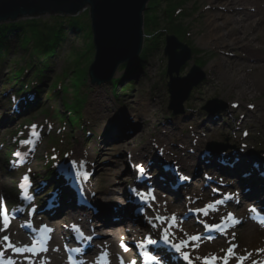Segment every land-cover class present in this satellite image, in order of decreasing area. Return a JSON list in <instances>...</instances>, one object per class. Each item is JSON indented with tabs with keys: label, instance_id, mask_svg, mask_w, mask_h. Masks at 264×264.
Here are the masks:
<instances>
[{
	"label": "rangeland",
	"instance_id": "374dc122",
	"mask_svg": "<svg viewBox=\"0 0 264 264\" xmlns=\"http://www.w3.org/2000/svg\"><path fill=\"white\" fill-rule=\"evenodd\" d=\"M217 2V0H180V8H178L180 14L175 11V16L178 17L175 20H178L179 24L182 25L185 33L182 34L180 32L179 35L170 33L175 28H171L173 25L169 27L172 14L162 16L165 4L160 6L158 8L159 27L155 29L158 32L156 33L155 30L152 31L144 25L146 38L141 55L147 57L145 70L133 75L131 83L126 79L122 84L123 87L120 86L118 88H114L111 82L102 85H92L89 76L87 81L84 82L85 84L80 85L81 82L78 77L84 78L88 75L89 66L95 57L93 33L90 34L92 30L89 9L81 12L74 17V20H78L83 25L88 24L86 32L67 29L66 39L58 47L56 55L50 59V66L44 84L40 87L42 89H39V104L31 110L21 109L20 104L23 101L21 103L18 97L13 98L11 95L12 91L8 90L10 86L15 84L14 81L12 83L8 80L9 73L21 69V67H26L28 62V54L21 49L19 50L16 39L12 38L11 50L6 55L4 64L0 65V196L2 197V200L0 199V255L2 258L5 260L15 258V260L20 261L19 257L8 253L6 249L7 241L3 239L5 235L8 236L9 240L13 239L12 234L2 230L7 227L5 226V218H7L8 222H12L11 228L15 230L20 228V224L9 217V213L12 211L9 203L12 204V202L16 201L19 194L17 192L18 182L25 173H30L39 180L41 176H45L48 169L47 165L58 156L66 157L70 161H76L77 164L82 165H80L81 167L89 168L93 163H99L98 174L96 173L95 177L97 187H100V190H105V192H107L106 188L109 187L108 191L113 196L117 194L119 179L125 175L124 169H128V159L131 158L134 159L132 161L140 162L138 161L139 154H148L150 152L155 154L157 151L161 154L160 156L165 164L177 166L179 164L175 161V154L172 151H165V148L180 150L182 153L187 148L186 154L191 155L190 151L195 152L192 148L196 145L197 148L195 150H199V155H201L206 153L209 143L219 142L230 146L226 153L241 150L240 153L247 160L250 158L248 154L251 153H258L264 158V89L248 90L253 81H262L263 79V77L257 76L261 75V72L251 75V71L255 72L264 69V54L258 52H255V54L249 53L239 50L236 46H230L227 50L222 51L220 46L212 43L208 36L210 19L217 16L221 18L223 15H230L234 10H244L243 6L236 4L221 8ZM228 8L232 11H228ZM146 15L147 11L145 12V17ZM57 17L60 16L46 15L37 18V20L53 26ZM255 18H257V22H255V26H257L259 25V17L256 16ZM260 26L262 29L259 31L258 36H264V24H260ZM165 28H168V32L163 33L162 31H165ZM179 30L182 29L180 28ZM149 32L160 36L153 39L149 38L147 37ZM168 34L175 35L192 50V58L181 69L180 76H186L194 65H198L206 75L205 79L192 90L190 97L184 103L185 112L177 116L168 109L170 101L167 86L169 81L167 77L168 60L164 55L165 38ZM237 36L245 37V34L240 31L237 32ZM262 46L264 44H259V47ZM81 55L85 56V58L81 62V67L77 68L74 76L71 72L75 69V60L77 58L79 60ZM249 55H254V58L251 60ZM256 57H261L262 59H255ZM220 61L234 62L237 63L238 67L246 65L248 71L241 72V74L247 77L244 83H240L243 85L245 93L239 92V90H242L241 88L236 89L230 95L224 93L231 86L233 87L234 83L227 79L228 76L225 70L219 65ZM38 64L40 65V63ZM26 74L29 80H36L34 72ZM123 74L124 71H121L119 67L114 79H120ZM57 79L60 82L64 81L68 91H53L52 85ZM127 82H129L128 85ZM72 83L80 85L81 89L75 92ZM14 88L19 90L20 85H15ZM5 90H8V92L4 93ZM10 99L14 101L13 107H10ZM213 99L219 100L216 108L221 109L223 104H227V108L221 110V112L208 113V111L204 110V106ZM81 100L84 101V106L81 110L82 119L79 120L80 124L73 126L68 120V116L71 113L67 110V103L74 101L73 105L77 107L76 103ZM15 107L18 109V113L14 111ZM248 107L251 108V112H249ZM236 110H238V114L235 113ZM137 112L140 114L139 117L136 116ZM243 113L247 114L246 119L239 117ZM58 114H60L61 118L56 117ZM211 115L216 117V121L212 122V124L207 122L208 119L213 121ZM116 117L122 119L123 123L126 124V127H120L119 129L126 133L122 139L118 135H112V131L116 127L105 129L106 125L112 119H116ZM73 119L75 118L73 117ZM240 121L243 125L238 128V122L240 123ZM135 124L136 127L134 126ZM32 125H38L43 130V137L33 150L25 145L26 139L32 137ZM163 125L164 130H162ZM127 128L128 130L126 131ZM22 131L24 133L21 134ZM244 133L248 135H244ZM197 135L200 141L193 145L194 147H191V140L196 139ZM161 136L166 139L165 145L157 142V137L161 138ZM109 140L113 142H109ZM244 143L248 145V148L240 149ZM185 145L187 147L182 151ZM21 150L28 151L27 164L22 168L13 169L11 161H13L14 152ZM132 154H134V157H131ZM211 154L214 155L216 153ZM250 161L255 160L250 158ZM141 165L144 166L145 164ZM189 171L186 168L183 172L187 174ZM203 172L200 171L198 174L200 177L198 180H201V182L205 181ZM137 176L138 174L135 178ZM59 180H61L60 177ZM177 182L178 180L175 179L174 184ZM195 184L198 185L193 183L189 191L187 189L180 193V199L187 201L189 204H186L192 207L205 203V201L197 202L195 198H188L190 195L188 192L193 190L196 186ZM233 188L230 189L233 190ZM114 199H117V197ZM172 200H174V197L168 194L159 196L156 207L158 212L150 213L149 218L155 223L157 222L156 216L165 217L169 215L168 211H173L171 208L179 206V204H173ZM209 201L207 200L206 202ZM252 205L255 204L246 202L244 205H239L236 211L241 212V215L245 216V213L250 212L249 208ZM89 213L91 212L89 211ZM152 214L154 215L152 216ZM45 219L49 221V217H45ZM64 219L61 222L62 225L66 224V220L68 225L74 223L71 217L65 216ZM46 220L38 217L37 226L47 222ZM62 225L60 229L64 228ZM128 226L125 225L122 228L128 230ZM148 227V230L155 231L150 224ZM122 228L121 226H116L102 230L99 233L104 236V248L105 251L107 250L111 253L112 260V251L115 250L116 254H118L114 259L115 264H118L119 254L124 251L132 252L131 247H123V245L127 244V241L124 242L123 240V233L114 246L108 244L109 240L117 238L115 231L122 232ZM243 228L244 226L238 227L218 239L217 243H221L222 253L211 252L206 248L207 243L202 242L192 252L193 257L201 262L212 256L221 261V259L226 258L224 254L228 252L230 247L233 251L238 250V240H242ZM139 233L142 232L136 234L137 239H143L142 234L144 232L142 234ZM191 233L186 227H183L178 234L182 238ZM137 239L136 237L132 238L133 241ZM233 243L238 244V246L234 248ZM214 244L216 243L210 242L209 246ZM63 245L59 239L54 241V247H58L61 250L65 259ZM49 255L42 256L41 258L43 259L37 260L35 264H45V262L41 261H48ZM242 255L244 256V252L235 255L232 262L234 263ZM262 259H264V253L254 254L245 264H258Z\"/></svg>",
	"mask_w": 264,
	"mask_h": 264
},
{
	"label": "bare ground",
	"instance_id": "6f19581e",
	"mask_svg": "<svg viewBox=\"0 0 264 264\" xmlns=\"http://www.w3.org/2000/svg\"><path fill=\"white\" fill-rule=\"evenodd\" d=\"M219 3V7L226 8L233 4L243 6L244 10L240 9L237 11H232L228 8V11H232L230 15H223L221 18L219 16L213 17L209 21V27L210 32L208 34L209 39L217 46H220L222 48V51L227 50L230 46H236L239 48V50H243L249 53L255 54V52L263 53L264 54V46L259 47V44H264V36H258L259 31H261L262 27L260 26L264 24V0H217ZM251 9V10H248ZM256 16L259 17V25L255 26V22H257ZM242 32L245 34V37L237 36V32ZM247 42V43H246ZM256 44V45H255ZM261 55V54H259ZM250 56V55H249ZM262 57V56H261ZM261 57H256L255 59H262ZM254 58V55L250 56V59L252 60ZM219 65L225 70V73L227 74V79L234 83V86L230 87L228 90H226L224 93L230 95L233 94L234 91L238 88H241L242 90H239L241 93H245L243 90V85L240 83H244V80L247 76H242L241 72L248 71L246 68V65H240L238 67L237 63L234 62H221ZM251 75H256V72H261V75H257L258 77H263L262 81L255 80L253 81V84L250 85L248 88L249 91H252L253 89H264V69L263 70H257L253 72L251 71ZM247 89V88H246ZM233 96V95H231ZM249 108V112H251V108ZM238 110L235 111L236 114ZM139 113L137 112V117H139ZM119 117V116H118ZM116 117V119H112L111 122H109L105 129L116 127L112 131V135H118L120 139L125 137V132H122V130H119L120 127H126V124L123 123L122 119H119ZM213 117V118H212ZM241 118L247 117V114L243 113L239 115ZM211 118L213 121L208 119V123L212 124V122L216 121V117L214 115H211ZM244 120V119H243ZM196 121V120H195ZM194 121V123H196ZM242 121V120H241ZM238 122V128H241L243 123ZM136 127V124L134 125ZM119 127V128H118ZM128 128L126 129V131ZM162 130H164V125L162 126ZM169 131V130H167ZM122 132V133H121ZM194 136V135H193ZM198 141V135L196 139L193 141L191 140V147H194ZM107 142V140H106ZM109 142H113L109 140ZM157 142L165 145L166 139L161 136L157 137ZM192 142H194L192 144ZM199 143V142H198ZM161 145V146H163ZM187 146L182 148L185 149ZM196 145L194 148H192L193 151L191 152V155H187V148L184 150L185 152L182 153L180 150H169L165 148V151L169 152L172 151L175 154V161L178 165L179 172L184 171L186 168L189 169V173L186 175L187 180L184 186L180 187H173L175 186L174 180L180 177V174L176 175L175 171L173 169L164 170L163 169V161L160 156V153L156 151L155 154L153 153H143L139 154V160L141 164H145L144 167L146 168V173H148L149 179L144 182L140 183L138 180L135 179V176L137 173H139L138 170L133 171L132 168L128 164V169H124L125 175L119 179L117 186L118 189L116 190L115 196L111 195V193L108 191L109 187L106 188L107 192L105 190H100V187H97V183L95 180L96 175L98 174L97 171L99 169V163H93L89 168H87L85 171L79 173L77 171L71 172L74 176L81 175L85 180L83 182L88 188L87 196L89 197L91 203L94 205L93 210L96 212L91 214L88 210H84V214H86V219L91 220L94 223V226L89 224L88 227L85 229H82L87 237L83 238L82 241L86 242L89 246V250L92 254H95L97 251L100 250V248L105 247V240H102L100 242H97V247L94 245V239L92 238L90 241L87 239L88 237H92L95 234L100 233L102 230L113 228L116 226H121V228L125 225H129V223L134 222L136 225L141 224V219L136 217L132 214V208L135 206L132 202H130L131 197L133 195V192L130 190H133L136 187H146L147 183H150L152 186L156 187V189L162 191L164 194L165 192L174 197V200H172L173 204H179V206H174L171 208L174 212H181L183 210V207H185L186 201L183 199H180L181 195L180 193L182 191H189L191 181L198 183V186L193 188L192 192L193 194L198 197L199 193H203V196H211V187L215 186L216 188L221 189V183L220 181H224V183H228L230 185L229 188H233L234 191L233 194L234 198L233 201L229 202L233 207L238 208L239 205H244V201L246 202H253L255 204L256 210L258 212L264 211V162L261 163H253V161L247 160L246 157H244L240 152L241 150L235 151L233 153H224V154H211V153H202L199 155V150H195ZM131 156L134 157V154ZM138 159V158H137ZM132 160V159H131ZM187 162V163H186ZM200 171H204L202 174H209L212 178V183L210 184L208 181L201 182V180H197L200 177L198 174ZM97 173V174H96ZM91 175L92 177L87 179L86 176ZM224 176V177H223ZM62 178L61 181V188L64 191V194H66L67 198L71 201L73 198V191L69 187H67L66 179L63 177V175L59 176ZM70 175V180H71ZM182 178V177H181ZM92 181V182H91ZM113 182V181H112ZM189 182V184H188ZM209 183V188H205L204 184ZM173 185V186H172ZM196 185V184H195ZM44 192L54 193L56 191V195L54 196L55 199H57V203L55 204V211L52 213V223L53 225H56V233L55 238L57 239L60 234V228H61V222H63L65 219V216L72 217L71 213H69L68 207L66 206L67 201H64V196H61L59 192L56 190V188L46 186V188L43 189ZM202 190V191H200ZM227 191H230L228 189ZM222 193V192H221ZM117 197V199H114ZM0 199L2 200V197L0 196ZM69 202V201H68ZM221 205H228L227 202H223ZM181 207V208H180ZM81 212V211H78ZM234 214L237 216H241V212L234 211ZM21 214V213H20ZM64 216V217H63ZM201 218V217H200ZM27 219V215L23 213L22 218L19 219V221H23ZM202 219V218H201ZM187 220V217L184 218V221ZM200 221V220H199ZM244 222H240L239 224L244 226L243 233H242V240L243 242L239 241L238 250L234 251V255L241 254L244 252V255L248 256V260L252 257L254 254H263L264 253V226L261 221L254 220L253 213L249 212L243 217ZM90 222V221H88ZM192 222V225L199 226L201 222L198 223L197 219H194ZM12 222L7 223V227H4L2 230L4 232H7L9 234H12L13 239L7 240L6 242V249L8 253H11L12 255L15 253H18L14 249H20V251L28 249L26 248L25 244L27 242H31L30 237L28 236L27 232L24 230L23 226H20V228H11ZM66 224L68 225V221L66 220ZM118 224V225H117ZM67 227V226H66ZM122 228V232L115 231V235L117 238L109 240L108 244L115 245L117 240H120V236L124 238V242L127 241V245H132V237L134 233L136 232H129L126 229ZM23 231L25 233H23ZM114 232V230H113ZM117 232V233H116ZM67 234H72L70 231H66ZM74 235V234H72ZM81 241V242H82ZM100 243V244H99ZM209 244V243H208ZM11 245L12 247H9ZM73 245L75 247H78V250L76 251L75 258H78L79 256H82L86 250H83L80 246H78L77 239L73 240ZM234 245H236L234 243ZM100 247V248H99ZM207 248L211 252H216L217 254L222 253V247L220 246V243H216L213 246H207ZM89 251V252H90ZM96 251V252H95ZM52 253H27L22 252L20 253V261L15 260V264H35L37 263V260H42V256L46 254L49 255L48 261H41L45 262V264H74L75 260H69L67 258H63L61 250L57 248H53L51 250ZM89 252H87L89 254ZM113 253V260L112 264L114 263L116 254L115 250L112 251ZM86 253V254H87ZM121 256V254H119ZM122 256H125L128 261L131 260L130 253L122 252ZM17 257V256H15ZM43 264V263H40ZM76 264V262H75ZM79 264V263H77ZM90 264V263H89ZM96 264V263H93ZM254 264V263H252Z\"/></svg>",
	"mask_w": 264,
	"mask_h": 264
},
{
	"label": "water",
	"instance_id": "95a60500",
	"mask_svg": "<svg viewBox=\"0 0 264 264\" xmlns=\"http://www.w3.org/2000/svg\"><path fill=\"white\" fill-rule=\"evenodd\" d=\"M151 0H0V25L21 19H37L46 15L75 17L89 9L95 57L89 66L88 76L92 85L110 83L117 69L124 63L138 59L146 38L145 12ZM164 55L167 57L168 109L177 116L183 114L184 103L192 90L206 77L204 71L194 65L186 76L181 69L192 58L191 48L175 35H167ZM218 99L208 101L204 110L209 113L227 108H216ZM208 149L225 152L228 147L212 142ZM253 159L263 161L258 153Z\"/></svg>",
	"mask_w": 264,
	"mask_h": 264
},
{
	"label": "trees",
	"instance_id": "16d2710c",
	"mask_svg": "<svg viewBox=\"0 0 264 264\" xmlns=\"http://www.w3.org/2000/svg\"><path fill=\"white\" fill-rule=\"evenodd\" d=\"M163 4H165V7L163 9L162 16L172 14L169 27L173 25V27L171 28H175L170 33L179 35V33L181 32L182 34H184L185 29H183L182 25L179 24L178 20H175L176 18H178L177 16H175V11L180 14V11L178 10V8H180V0H151L148 5L147 15L145 17V26L147 28H150L152 31L158 29V20L160 19L158 15V8L160 6H163ZM55 19L56 22L53 26L46 25L45 23H42L37 19H26L0 25V65L2 66L4 64L6 55H8L11 50L10 44L12 42V38L16 39L19 50L21 49L25 51L26 54H28V62L26 67H21V69L9 73L8 80L12 83L13 81L15 82V84L11 88H14L15 85H20L19 91L21 92L24 91L27 86H30V84L27 82L31 80L28 81V75L26 74L29 72H34L37 81V83L34 85V89H38V87H41L40 85L44 84L46 74L48 73L50 59H52L56 55L58 47L66 39L67 29L69 28L72 31L82 30L86 32L88 28V24L83 25L78 20H74V17L60 16ZM178 28H181L182 30H179ZM165 29L166 30L164 31V33L168 32V28ZM157 32L158 31H156V33ZM90 34H92L91 31ZM147 35L152 39L160 36L158 34L150 32L147 33ZM80 58L79 60L78 58L77 60H75V69L71 72L74 76L77 72V68L81 67V62L85 58V56L81 55ZM146 58L147 57L145 55H141L137 60L124 63L120 67V70L124 71L123 76L120 79H114L111 83L114 88H118L120 86L122 87V84L126 81V79H128V81L131 83L133 75L140 73L144 69L145 62L147 60ZM38 63H40V65ZM87 78L88 75H86L84 78L78 77V80L81 82L80 85H84V82L87 81ZM129 82H127V85L129 84ZM72 85L75 92L81 89L80 85L74 83H72ZM30 87L32 88V86ZM52 88L54 92H57L59 90H62L64 92L68 91V87L64 85V81L60 82L58 79L54 82ZM38 101L39 96L37 97V101L35 103L37 104ZM73 102L74 101L67 103V110H69V112L71 113V115L68 116V120H70L71 124L74 126L76 124H80L79 120L81 119V110L84 106V101L81 100L77 102V107H74ZM35 103L33 104L35 105ZM33 104L29 105L31 106ZM57 116L61 118L60 114H58ZM73 117L75 119H73Z\"/></svg>",
	"mask_w": 264,
	"mask_h": 264
},
{
	"label": "snow or ice",
	"instance_id": "6c2138e0",
	"mask_svg": "<svg viewBox=\"0 0 264 264\" xmlns=\"http://www.w3.org/2000/svg\"><path fill=\"white\" fill-rule=\"evenodd\" d=\"M65 165H70L71 167H76L77 166V162L76 161H68L66 160L64 162L63 165H61V167H64ZM82 166V165H81ZM138 171L143 174L144 173V169L142 167H138ZM181 179H185V178H181ZM132 192H134V194L139 198L140 201H142L143 205L145 207H149L151 205V202L155 200V196L152 194L151 191L149 192H144V191H135V190H130ZM231 195H225L222 199L216 200L214 203L208 204L206 205L204 208L201 209H189V211L193 212L194 214H203L204 216H207L209 214V211H216V205L222 204L225 200L231 199ZM148 223L152 226L153 229H155L157 227L156 223H153V220L151 218H146ZM155 219L160 223L163 224L165 223V220L167 218L165 217H155ZM176 217L175 215L172 216L171 221L168 225V228H164L161 231V240L163 241V244L172 249L174 251V253L176 254H180L182 256V259H184L185 261L189 260V256L186 252H183L182 249L188 246L189 241H198L200 239L199 235H194L188 238V240H181L179 242H174L173 239L170 237L169 234V229L174 227V222L176 221ZM7 218H5V226H7ZM220 226L219 225H209V224H205V230L206 231H211L214 229H218ZM3 239L5 241L8 240V236L5 235L3 237ZM148 243L150 245H156L157 241L150 239L148 240ZM9 247H12L11 245H9ZM15 251L19 252L20 249H14ZM145 255H148V253H145ZM228 255L232 256L234 255L233 249L230 247L228 249ZM149 259L150 260H154L155 264H161V260L160 259H156L155 255H149ZM240 260L245 259V257H239ZM224 264H227V257L225 258Z\"/></svg>",
	"mask_w": 264,
	"mask_h": 264
}]
</instances>
